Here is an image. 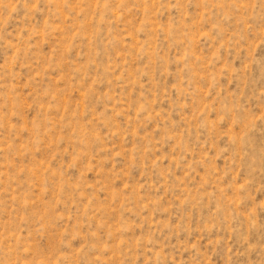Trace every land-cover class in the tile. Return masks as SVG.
Returning a JSON list of instances; mask_svg holds the SVG:
<instances>
[{
	"label": "rangeland",
	"instance_id": "obj_1",
	"mask_svg": "<svg viewBox=\"0 0 264 264\" xmlns=\"http://www.w3.org/2000/svg\"><path fill=\"white\" fill-rule=\"evenodd\" d=\"M0 264H264V0H0Z\"/></svg>",
	"mask_w": 264,
	"mask_h": 264
}]
</instances>
